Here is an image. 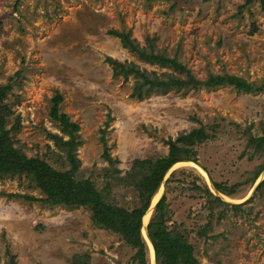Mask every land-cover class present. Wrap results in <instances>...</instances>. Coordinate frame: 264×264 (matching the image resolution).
<instances>
[{"label":"rangeland","instance_id":"obj_1","mask_svg":"<svg viewBox=\"0 0 264 264\" xmlns=\"http://www.w3.org/2000/svg\"><path fill=\"white\" fill-rule=\"evenodd\" d=\"M110 29L128 32L139 45L153 36L157 48L200 80L225 72L264 82V14L256 2L0 0V85L11 84L3 103L11 111L5 128L18 119L8 135L14 147L59 168L48 157L55 147L47 135H61L48 115L58 93L60 111L79 126L75 178L89 179L106 198L131 208L138 204L127 176L132 160L164 156L165 140L203 125L211 138L195 146L196 161L172 165L159 186L167 226L182 224L199 264H264V185L256 188L264 169L250 181L264 152L250 159L244 139L246 131H264V90L187 87L137 100L130 96L134 77H113L106 57L156 74L172 70L138 60ZM212 182L234 192L214 190ZM206 187L210 196L202 192ZM214 197L223 204L212 202L208 209ZM40 198L25 175L0 177V264L10 255V264H70L73 255L84 254L88 264H135L134 249L93 225L87 206L49 205ZM145 225L142 218L145 264H155ZM203 229L205 235L197 236Z\"/></svg>","mask_w":264,"mask_h":264},{"label":"trees","instance_id":"obj_2","mask_svg":"<svg viewBox=\"0 0 264 264\" xmlns=\"http://www.w3.org/2000/svg\"><path fill=\"white\" fill-rule=\"evenodd\" d=\"M256 2L260 11L264 14V0H245L246 4ZM173 7V5H171ZM108 34L118 38L120 45L127 52L149 65L165 67L172 71L160 72L139 69L133 62H119L110 57L105 61L112 67V76H120L123 80L128 76L134 77V84L130 96L137 100L148 96L150 93H165L168 90H180L187 87L214 89L219 86H229L236 92L256 93L264 90V82H249L235 74L208 73L200 80L189 73V70L177 60L176 56H169L162 49L154 45V37H145L143 45L130 38L128 32L118 29L108 30ZM175 72V73H174ZM184 73V77L178 74ZM11 77H9V81ZM11 84L0 85V177H12L25 175L33 186L43 194L38 200L49 205L63 204L69 207L87 206L91 211L93 225L111 230L117 233L125 244L134 249L132 260L135 264H145V245L141 238L142 218L148 211L153 195L160 188L165 172L174 163L182 160L195 162V146L202 143L210 134L204 130L203 125L192 128L187 133H180L174 140L167 139V152L164 156L154 159H133L127 176L133 186L137 202L131 208L119 206L109 197H105L96 189L92 181L87 178L76 179L79 160L76 157V149L79 144L77 123L70 121L67 114L60 111L62 100L58 93L53 94L49 101L48 115L61 135L48 133L55 149H50L48 157L59 167L53 168L44 159L27 157L19 148L14 147L9 132L18 127L17 118L10 129L5 128L6 118L11 114L7 105L3 103ZM65 137V138H64ZM245 145L251 149L248 156L251 159L255 153L264 152V131L260 135H252L244 132ZM101 141L103 142L102 138ZM45 155V154H44ZM102 157L111 162L104 151ZM264 169V162L253 173L250 181H254ZM138 177L133 180V176ZM264 185V177L257 183L256 188ZM195 187V186H194ZM212 187L222 193L231 194L233 187L221 183L212 182ZM197 188V187H196ZM205 196H210L208 188H203ZM27 200H35L33 196H24ZM207 208L211 209L212 202L223 204L218 197L209 200ZM236 207L235 205H233ZM147 209V210H146ZM169 214L165 197L162 194L153 206L151 215L145 225L146 236L152 249L155 264H199L194 256V246L188 240V233L182 224L174 223L167 226ZM205 229L197 232V236H204ZM147 249V247H146ZM10 255L6 264H10ZM89 256L73 255L70 264H88Z\"/></svg>","mask_w":264,"mask_h":264},{"label":"bare ground","instance_id":"obj_3","mask_svg":"<svg viewBox=\"0 0 264 264\" xmlns=\"http://www.w3.org/2000/svg\"><path fill=\"white\" fill-rule=\"evenodd\" d=\"M183 162H177V163H175L174 165H179V164H182ZM185 163H190V164H193L192 162H185ZM173 165V166H174ZM172 166V167H173ZM200 169V168H199ZM201 170V172L203 173V175H204V177L206 178V180H207V176H206V173L202 170V169H200ZM210 182V181H209ZM160 191H161V188H159L158 189V191L154 194V196H153V200H152V205H151V207L148 209V211L146 212V214L144 215V217H143V222H144V225H145V223L148 221V218H149V216H150V213H151V208H152V206H153V204L157 201V199L159 198V196H160ZM162 192V191H161ZM143 233H144V236H145V238H146V241H147V244H148V246H149V248H150V252H151V255L153 256V249H152V246H151V243H150V241H149V239H148V237L146 236V234H145V230L143 229Z\"/></svg>","mask_w":264,"mask_h":264},{"label":"water","instance_id":"obj_4","mask_svg":"<svg viewBox=\"0 0 264 264\" xmlns=\"http://www.w3.org/2000/svg\"><path fill=\"white\" fill-rule=\"evenodd\" d=\"M214 189V188H213ZM215 190V189H214ZM156 203V202H155ZM155 203L153 204V206L155 205ZM149 206H150V204H149ZM149 206H148V208H149ZM153 206H152V208H153ZM147 210V209H146ZM143 227V226H142ZM142 227H141V229H142ZM144 230H145V226H144ZM145 234H146V232H145Z\"/></svg>","mask_w":264,"mask_h":264}]
</instances>
